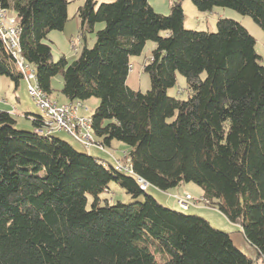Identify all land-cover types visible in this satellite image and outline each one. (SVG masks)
Returning <instances> with one entry per match:
<instances>
[{
    "label": "trees",
    "instance_id": "trees-1",
    "mask_svg": "<svg viewBox=\"0 0 264 264\" xmlns=\"http://www.w3.org/2000/svg\"><path fill=\"white\" fill-rule=\"evenodd\" d=\"M192 2L202 12L234 9L264 31V0ZM69 4L0 0V11L15 13L20 55L0 30V76L17 89L21 61L48 96L62 74L67 103L98 98L87 116L94 135L104 147L125 143L128 169L78 151L57 133L38 132L45 125L40 115L27 114L34 125L27 130L0 110V264H254L229 233L148 192L190 182L242 226L264 262V65L257 39L226 17L215 32L186 29L181 1L165 15L149 0H83L79 38L87 43V32L105 25L69 64L65 56L54 61L48 42L68 22ZM149 40L156 43L144 67L151 88L133 90L130 59ZM177 73L186 77L187 100L168 94ZM112 183L132 201L103 203Z\"/></svg>",
    "mask_w": 264,
    "mask_h": 264
},
{
    "label": "rangeland",
    "instance_id": "rangeland-1",
    "mask_svg": "<svg viewBox=\"0 0 264 264\" xmlns=\"http://www.w3.org/2000/svg\"><path fill=\"white\" fill-rule=\"evenodd\" d=\"M97 1L98 4H101L103 2H113L115 0ZM174 1L182 2L185 14L184 26L189 30L215 32L217 31V21L220 17L231 18L244 24L250 33L257 39L256 50L263 57L262 64L264 65V31L252 19V17L243 15L228 7H215L212 11L202 12L194 5L192 0H149L150 4L157 12L165 15L170 14L171 4ZM82 4L83 0H70V4L68 5L69 20L64 29L53 30L49 33L48 42L52 46V56L54 61H58L62 56H65L69 64L73 63L79 57L85 44H87L88 47H93L96 42V31L103 28L105 25L104 23H98L96 25L95 32H87V43L84 39L81 40L79 38L81 20L77 15V11ZM4 15L5 13L1 14L2 17ZM14 20L15 23H17L16 16L14 14H9L8 21H6L7 25L11 24ZM155 47L156 43L149 40L140 55L131 57V70L128 76L127 84L133 90L147 92L151 88L150 76L144 71V67L151 59L152 52ZM204 77L205 75L203 78ZM187 86L186 77L181 73H177V83L174 87L168 89V94L182 100H187L189 97ZM52 87L53 93L50 96L52 100L61 104L69 102L66 96L62 93V74H58L53 78ZM16 97L20 99V102ZM5 98H9V100L6 102ZM98 104L99 99L93 97L84 103V108L80 110V113L85 114V116L91 115ZM0 110L12 111L14 113V118L18 122L17 126L20 129H34L32 119L30 118L31 116H27L26 113H23L24 110H28L31 114L45 117L42 109L36 104L35 100L29 94L28 82L25 79H22L19 88L16 90L15 84L6 76H0ZM57 134L63 139L69 141L78 151L88 152L93 156L106 159L110 162H115L123 167H127L128 158L126 150L128 149V146L123 142L114 140L111 147H104L101 144V141L94 136L95 145L91 148H87L72 138L65 131H59ZM111 188V193L106 192L101 195L103 203L106 199H109V201L115 200L116 202L121 201L123 203L132 201L131 196L127 194L126 191L117 183H112ZM148 192L154 195L155 198L164 205L168 206L165 198L170 197L175 200L173 203L175 207L174 209L184 211L188 214L199 215L207 219L214 228L229 233L237 248L251 257L254 260V264H264L263 260L258 258L256 249L247 241L243 233L242 226L238 223H233L218 208L213 207L208 202L204 201L202 198L203 192L199 185L193 182L184 183L181 186L171 188L167 191L151 187ZM186 193H189L194 197V202L190 209L183 210L179 207L176 198L177 196H183ZM91 201L92 200L89 202V207L91 205Z\"/></svg>",
    "mask_w": 264,
    "mask_h": 264
},
{
    "label": "built area",
    "instance_id": "built-area-1",
    "mask_svg": "<svg viewBox=\"0 0 264 264\" xmlns=\"http://www.w3.org/2000/svg\"><path fill=\"white\" fill-rule=\"evenodd\" d=\"M7 12L8 14H15L10 10H7ZM0 30H5V35H7V39H12L13 48L17 50V46H16V38L18 36L17 26H9L6 23L0 22ZM17 53H18V57H20L18 50ZM24 67L26 68V73L29 77V88H28L29 94L35 100L37 105H41L43 108L48 109L49 112L55 114V129L47 130L48 122H45L44 130H41L39 132L57 133L59 131H65L72 138L83 144L85 147L87 148L93 147L95 143L91 142L90 139L86 138V131L89 130L87 117H85L84 114L80 113L81 112L80 110L83 109L84 107L63 106L61 105V103L48 104L47 102L43 101L41 98V93L37 90V85L33 82V70H28L25 63H24ZM72 124L80 125V135L72 134ZM121 169H128V166L127 167L121 166ZM176 200L181 209L188 210L191 208L194 202V197L191 196L189 193H186L183 196H177Z\"/></svg>",
    "mask_w": 264,
    "mask_h": 264
},
{
    "label": "bare ground",
    "instance_id": "bare-ground-1",
    "mask_svg": "<svg viewBox=\"0 0 264 264\" xmlns=\"http://www.w3.org/2000/svg\"><path fill=\"white\" fill-rule=\"evenodd\" d=\"M1 22V21H0ZM2 23V22H1ZM17 26V25H15ZM2 31V34H3V38L4 40L9 44V46L13 48V42H12V39H7V35H5V30H1ZM16 46H17V49H19V32H18V36L16 38ZM23 74H24V79L28 82V88H29V77L26 73V68L24 67V63L19 61L18 62ZM25 65L27 66L28 70H33L32 67L28 64L25 63ZM36 74H35V71L33 70V82L37 85V90L41 93V98L43 101L47 102L48 104H57L58 102L57 101H54L50 98V96H48L37 84V81H36ZM61 105L63 106H80V107H84V104L80 101H77V102H70V103H62ZM42 111L44 112L45 114V122H48L47 123V130H54L55 129V114L52 113V112H49L48 109H45L43 108L41 105H38ZM87 120H88V127H89V130L86 131V138L90 139L91 142L95 143V140H94V130L92 128V124H91V118L90 117H87ZM42 130V129H41ZM41 130H38L41 131ZM46 133V132H45ZM49 133V132H47ZM72 134L73 135H80V125L79 124H72ZM118 166V165H117ZM119 169H121V166L119 165L118 167ZM143 189H145L146 187L145 186H142ZM205 201V200H204Z\"/></svg>",
    "mask_w": 264,
    "mask_h": 264
},
{
    "label": "crops",
    "instance_id": "crops-1",
    "mask_svg": "<svg viewBox=\"0 0 264 264\" xmlns=\"http://www.w3.org/2000/svg\"><path fill=\"white\" fill-rule=\"evenodd\" d=\"M5 13V17L3 16H1V14H4ZM8 12L7 11H0V21L2 22V23H6V21H8ZM14 22V23H13ZM11 23V22H10ZM7 24V23H6ZM11 24H14V25H11ZM11 24H9V26H15V25H17V23H15V20L14 21H12V23ZM263 58V57H262ZM12 81V80H11ZM13 82V81H12ZM14 83V82H13ZM21 83V82H20ZM19 88V87H18ZM17 88V89H18ZM16 89V90H17ZM17 99H18V101L20 100L18 97H16ZM9 100V98H5V101L7 102ZM20 102V101H19ZM84 104V103H83ZM8 111V110H7ZM16 111H17V109H16ZM12 115H14V113L12 112V111H9ZM23 113H26V115L27 114H29V112H28V110H24V112ZM85 115V114H84ZM28 116V115H27ZM87 116H91V115H86L85 117H87ZM166 199V202H167V204H168V206H170V207H172V208H175L174 207V205H173V203H174V201L175 200H173L172 198H170V197H167V198H165Z\"/></svg>",
    "mask_w": 264,
    "mask_h": 264
}]
</instances>
